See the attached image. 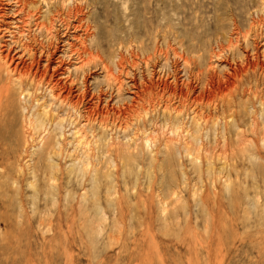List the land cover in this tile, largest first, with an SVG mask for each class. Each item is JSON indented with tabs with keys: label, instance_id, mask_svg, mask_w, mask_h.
I'll return each instance as SVG.
<instances>
[{
	"label": "rangeland",
	"instance_id": "obj_1",
	"mask_svg": "<svg viewBox=\"0 0 264 264\" xmlns=\"http://www.w3.org/2000/svg\"><path fill=\"white\" fill-rule=\"evenodd\" d=\"M77 2L90 54L0 99V264H264V0Z\"/></svg>",
	"mask_w": 264,
	"mask_h": 264
},
{
	"label": "bare ground",
	"instance_id": "obj_2",
	"mask_svg": "<svg viewBox=\"0 0 264 264\" xmlns=\"http://www.w3.org/2000/svg\"><path fill=\"white\" fill-rule=\"evenodd\" d=\"M259 4V3H258ZM259 7V6H258ZM264 9V8H263ZM262 10V9H261ZM260 10V11H261ZM82 5L77 2V0H0V33L5 35L7 32V39L2 40V36H0V78L1 75L5 76L6 80H10L11 82H21V80L28 79L26 83V91L24 92L25 85H17L14 84L17 89L21 92H12L11 87L7 85L4 87H0V99L2 97H6L8 93L10 95H14V93L18 95H22V93H29L28 87H37V84L47 81L53 82L51 87L49 88V92H54L58 88L55 87L59 85L58 81L61 76H55L61 70L66 69V67L62 68L63 59L58 54L59 47L57 46L60 41V27L65 28V31L69 28H73V31H79L81 28V13ZM261 14V13H259ZM258 16V15H257ZM259 18V17H258ZM264 18V16H263ZM88 20V18H87ZM75 22V23H73ZM260 22V21H258ZM263 22V21H262ZM62 24L63 26L59 25ZM234 34L236 36L242 34L238 29L236 23L232 24ZM255 25V24H254ZM170 26V25H169ZM256 26V25H255ZM254 26V28H255ZM261 26V25H259ZM263 26V25H262ZM59 27V28H58ZM250 28V27H249ZM11 29V30H9ZM251 29V28H250ZM254 30V29H253ZM252 30V32H253ZM75 32L74 36L69 39V41H65L68 43V47H66L61 55H64L67 51L72 52L76 46L78 49L75 50V53L82 54H90L84 45V39L82 38V34H78ZM87 33V29L83 30ZM70 32V31H69ZM68 32V33H69ZM247 32V31H246ZM244 32V33H246ZM65 33V32H64ZM63 33V35H64ZM67 34V33H65ZM249 34V33H248ZM247 34V35H248ZM1 35V34H0ZM70 35V34H69ZM247 35H241L243 38ZM259 35V34H258ZM62 36V35H61ZM67 36V35H66ZM86 36V35H85ZM93 37V36H92ZM248 37V36H247ZM40 40H39V39ZM81 38L83 40H81ZM233 38V36H232ZM242 38V39H243ZM238 40V38H237ZM241 40V39H240ZM244 40V39H243ZM246 40V39H245ZM76 44L75 42H78ZM226 42V40H225ZM222 43V42H221ZM264 44V43H263ZM59 45V44H58ZM65 46V44L63 43ZM245 45V44H244ZM62 46V44H61ZM253 47V46H251ZM264 47V46H263ZM97 48V47H96ZM127 48V47H126ZM234 48V47H233ZM62 49V47H61ZM254 49V48H252ZM94 50V49H93ZM244 50V49H243ZM255 50L256 45H255ZM254 50V51H255ZM171 51V50H170ZM232 51V50H231ZM246 51V50H245ZM91 52V51H90ZM256 52V51H255ZM261 52V50H260ZM93 53V52H92ZM262 53V52H261ZM245 54V52H244ZM264 54V53H263ZM262 54V55H263ZM38 55V57H36ZM82 55V56H84ZM246 55V54H245ZM260 55V53H259ZM80 56V55H79ZM253 56V55H252ZM43 57V61L40 62L39 59ZM180 57V56H179ZM218 57V56H217ZM251 57V56H250ZM81 58V57H80ZM86 58V57H83ZM89 58V57H88ZM172 58V57H171ZM182 58V57H181ZM246 58L247 68L235 70V74L239 73H249L255 70H258L261 75L264 77V62L259 63L255 61H250L248 57ZM260 58H262L260 56ZM264 58V55H263ZM92 59V58H91ZM27 60V61H26ZM81 60V59H80ZM96 60V59H95ZM90 61V60H89ZM184 61V60H183ZM189 61V60H188ZM196 60H193V62ZM258 61V60H257ZM262 61V60H261ZM95 62V61H94ZM187 62V61H186ZM42 63V64H41ZM183 63V62H182ZM80 64V63H79ZM77 68H81L79 67ZM83 64V63H82ZM126 64V63H125ZM185 64V63H184ZM201 65V64H200ZM136 66V65H135ZM75 67V66H74ZM83 67V66H82ZM84 68V67H83ZM198 68V67H197ZM55 70L54 74H48V70ZM136 69V68H135ZM160 69V68H159ZM208 69V68H207ZM76 70V69H75ZM50 71V70H49ZM201 71V70H200ZM81 72V71H80ZM146 72V71H145ZM198 72V71H197ZM213 73V72H212ZM254 73V72H253ZM61 74V73H60ZM234 74V73H233ZM241 75L244 76V75ZM257 74V73H256ZM196 75V74H195ZM102 76V75H101ZM112 76V75H111ZM235 76V75H234ZM239 76V75H238ZM237 76V77H238ZM252 76V75H251ZM258 76V75H257ZM256 76V77H257ZM240 77V76H239ZM262 77V78H263ZM4 79V78H3ZM244 79V78H243ZM24 80V81H25ZM61 81V80H60ZM237 81V78H236ZM259 81V80H258ZM262 81V80H261ZM8 82V81H7ZM9 83V82H8ZM24 83V82H23ZM85 83V82H84ZM238 83V81H237ZM236 83V84H237ZM255 83V82H254ZM3 84V83H2ZM13 84V83H11ZM232 84V83H230ZM256 84V83H255ZM254 84V85H255ZM261 85V84H260ZM24 86V87H23ZM32 87V88H33ZM11 88V89H10ZM31 88V89H32ZM44 88V87H43ZM57 88V89H56ZM253 88V87H252ZM257 88V87H254ZM55 89V90H54ZM164 89V88H163ZM235 89V88H234ZM250 89V88H249ZM9 90L11 92H9ZM36 90V89H35ZM40 90V89H39ZM46 90V89H45ZM229 90V89H228ZM5 91V92H3ZM8 91V92H7ZM23 91V92H22ZM59 91V90H58ZM82 91V90H81ZM162 91V90H161ZM230 91V90H229ZM237 91V90H236ZM234 91V93L236 92ZM241 91H244L243 89ZM246 91V89H245ZM244 91V92H245ZM41 92V91H40ZM62 92V91H59ZM79 92V91H78ZM220 92V91H219ZM261 92V91H260ZM32 93V92H31ZM246 93V92H245ZM80 94V93H79ZM160 94V93H158ZM164 94V93H163ZM166 94V93H165ZM248 94V93H247ZM9 95V96H10ZM30 95H33L30 94ZM62 99L66 98V94H59ZM71 95V94H70ZM29 96V94H28ZM27 96V97H28ZM55 96V95H54ZM225 96V95H224ZM11 97V96H10ZM16 96H12L14 99ZM33 97V96H32ZM234 97V96H233ZM260 97V103L262 104V98ZM263 97V96H262ZM8 98V96H7ZM232 98V96H231ZM228 99V98H227ZM10 100V99H9ZM231 100V99H230ZM238 100V99H237ZM1 101V100H0ZM31 101V100H30ZM229 101V100H228ZM264 101V100H263ZM2 103V102H1ZM210 103V102H209ZM264 103V102H263ZM227 104V103H226ZM255 104V103H254ZM263 105V104H262ZM261 105V107H262ZM23 106V105H22ZM165 106V105H164ZM226 106V105H225ZM62 107V106H61ZM238 108V107H237ZM224 109V108H223ZM227 109V107H226ZM233 109V108H232ZM50 110V109H49ZM184 110V109H183ZM262 110V109H261ZM59 111V110H58ZM235 111V110H234ZM169 112V111H168ZM183 112V111H182ZM232 112V111H231ZM70 113V112H69ZM175 114V113H174ZM257 114V113H256ZM202 115V114H201ZM230 115V114H229ZM232 115V114H231ZM258 115V114H257ZM262 115V114H261ZM145 116V115H144ZM193 116V115H192ZM25 117V115H24ZM221 117V116H220ZM226 117V116H225ZM228 117V114H227ZM82 118V117H81ZM193 118V117H192ZM232 118V116H231ZM71 119V118H70ZM254 119V117H253ZM257 119V118H256ZM194 120V119H193ZM228 120V119H227ZM41 121V120H40ZM45 121V120H44ZM210 121V120H209ZM234 121V120H233ZM232 121V122H233ZM260 121V120H259ZM178 122V121H177ZM192 122V121H191ZM168 124V123H167ZM258 124V123H257ZM263 124V123H262ZM213 125V123H212ZM43 126V125H42ZM191 126V125H190ZM205 126V125H204ZM237 127V126H236ZM262 127V126H261ZM22 129V128H21ZM173 129V128H172ZM213 129V128H212ZM263 129V128H262ZM157 131V130H156ZM173 131V130H172ZM227 132V131H226ZM263 132V131H262ZM175 133V132H174ZM223 133V132H222ZM253 134V133H252ZM260 134V133H259ZM150 137V136H149ZM185 137V136H184ZM216 137V136H215ZM41 138V137H40ZM188 138V136H187ZM190 138V137H189ZM45 139V138H44ZM50 139V138H49ZM224 139V138H223ZM246 140V139H245ZM244 140V141H245ZM158 141V140H157ZM239 141V140H238ZM154 142V141H153ZM168 142V140H167ZM219 142V141H218ZM45 144V143H44ZM222 144V143H221ZM241 144V143H240ZM223 145V144H222ZM37 146V145H36ZM50 146V144H49ZM166 146V145H165ZM239 146V145H238ZM106 147V146H105ZM185 147V146H184ZM183 147V148H184ZM136 149V148H135ZM241 149V148H240ZM46 150V149H45ZM107 150V149H106ZM105 151V150H104ZM184 151V150H183ZM187 151V150H186ZM191 152V151H190ZM46 153V152H45ZM186 153V152H185ZM221 154V153H220ZM45 155V154H44ZM207 155V154H206ZM139 156V155H138ZM252 156V155H251ZM140 157V156H139ZM210 157V156H209ZM191 158V157H190ZM224 158V157H223ZM226 158V157H225ZM127 160V159H126ZM205 160V159H204ZM218 160V159H216ZM229 160V158H228ZM199 161V160H198ZM107 164V163H106ZM194 164V163H193ZM78 165V164H77ZM229 165V164H228ZM261 166V165H260ZM212 167V166H210ZM222 167V166H221ZM101 173V172H100ZM53 175V174H52ZM109 175V174H108ZM52 177V176H51ZM50 177V178H51ZM251 178V177H250ZM87 181V180H86ZM198 185V184H197ZM179 186V185H178ZM199 189V188H198ZM176 192V191H175ZM172 194V193H171ZM179 194V193H178ZM176 196V195H175ZM257 197V196H256ZM177 199V198H175ZM257 199V198H256ZM164 210V209H163ZM167 210V209H166Z\"/></svg>",
	"mask_w": 264,
	"mask_h": 264
}]
</instances>
